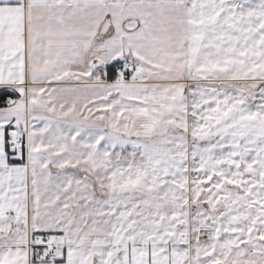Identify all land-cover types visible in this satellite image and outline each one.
Segmentation results:
<instances>
[{
	"label": "snow or ice",
	"instance_id": "1",
	"mask_svg": "<svg viewBox=\"0 0 264 264\" xmlns=\"http://www.w3.org/2000/svg\"><path fill=\"white\" fill-rule=\"evenodd\" d=\"M0 264H264V0H0Z\"/></svg>",
	"mask_w": 264,
	"mask_h": 264
}]
</instances>
